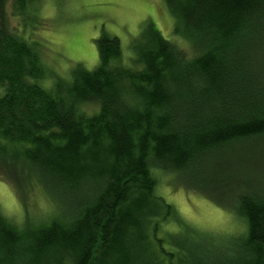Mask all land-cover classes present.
Returning <instances> with one entry per match:
<instances>
[{
    "label": "trees",
    "instance_id": "16d2710c",
    "mask_svg": "<svg viewBox=\"0 0 264 264\" xmlns=\"http://www.w3.org/2000/svg\"><path fill=\"white\" fill-rule=\"evenodd\" d=\"M11 1L22 18L34 3L0 0V155L55 206L22 225L0 212V264H264L251 149L264 141V0H171L190 47L149 25L125 65L119 38L103 34L97 67L78 65L50 89L37 44L10 28ZM158 171L233 211L244 230L224 240L181 225Z\"/></svg>",
    "mask_w": 264,
    "mask_h": 264
},
{
    "label": "rangeland",
    "instance_id": "374dc122",
    "mask_svg": "<svg viewBox=\"0 0 264 264\" xmlns=\"http://www.w3.org/2000/svg\"><path fill=\"white\" fill-rule=\"evenodd\" d=\"M170 1L34 0L23 18L14 13L12 1L7 10L12 31L29 43L37 44L47 70L45 79L39 84L50 89L58 79L69 80L78 65L89 71L97 67L99 51L96 40L103 34L119 38L125 65H130L135 58L133 44L149 25L179 48L190 47V42L176 32L177 18ZM90 109H96V106L91 105ZM251 149L256 152L252 161L257 166L254 175L263 181V186L264 141L252 144ZM155 175L158 194L174 206L181 225L197 232L225 237L224 240L234 237L225 235L244 230V222L233 211L188 188L172 172L158 171ZM257 192L264 196V187ZM54 206L53 199L26 167H22L19 161L0 155L2 214L21 225L27 219L38 223L51 215ZM168 226L178 231L176 223ZM182 236V242L196 244L193 239L184 237L187 235ZM231 248L237 249L233 240ZM182 256L186 257V253L183 252Z\"/></svg>",
    "mask_w": 264,
    "mask_h": 264
}]
</instances>
